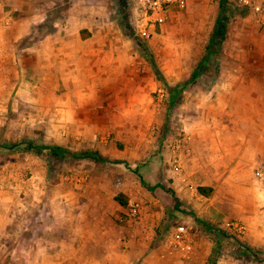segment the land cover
<instances>
[{"label": "rangeland", "instance_id": "1", "mask_svg": "<svg viewBox=\"0 0 264 264\" xmlns=\"http://www.w3.org/2000/svg\"><path fill=\"white\" fill-rule=\"evenodd\" d=\"M73 1L42 0L36 9L45 19L20 43H50L49 34L63 26L72 11L75 15L88 9L94 15L106 13L110 22L116 18L115 32L103 36L108 38V46L100 53L99 69L90 75L100 78L98 98L83 100L89 118H99V131L76 133L67 146L46 139L45 133L25 141L10 140L0 132V166L7 158L17 171L28 163L31 169L26 176L31 177L34 169L46 174L48 190H57V184H63L55 195L50 191V197L60 202V192L65 190L74 208L79 207L76 211L86 210L96 222L111 220V231L117 232L113 234L114 246L106 248L111 256L90 259L91 264H206L207 252L214 245L217 264H264V253L254 258L238 247L237 241H242L256 252L262 251L248 242L240 227L232 224L234 221L210 214V199L197 192L201 181L189 179L188 163L182 155L190 131L215 119L218 112L212 93L225 91L226 76L256 74L259 67H264V26L258 24L264 19V5L257 0H228V7L243 8L245 15L241 11L233 15L220 51L198 69L220 0H185L183 8L167 7L149 36L139 35L135 27L136 19L142 17L141 0H90L82 5ZM31 12H23L16 3H0V26L9 28ZM123 25L132 36L125 35ZM103 37L86 41L69 35L65 39L80 46L101 43ZM85 66L88 68V64ZM154 67L160 70L164 83L158 80ZM197 70L198 79L187 86L180 103L168 110V86L189 81ZM30 141L77 153L96 152L105 162L71 155L52 157L47 151L28 149L24 143ZM119 193L127 197V206L109 218L103 213L113 210L114 196ZM134 202L139 204L137 214L131 211ZM81 212L78 219H82ZM44 218L49 221L47 215ZM70 230L76 238L82 235L80 228ZM87 230L93 237V230ZM48 233L44 225L41 234ZM130 239L135 240L133 244ZM74 264L83 262L77 260Z\"/></svg>", "mask_w": 264, "mask_h": 264}, {"label": "crops", "instance_id": "2", "mask_svg": "<svg viewBox=\"0 0 264 264\" xmlns=\"http://www.w3.org/2000/svg\"><path fill=\"white\" fill-rule=\"evenodd\" d=\"M41 2L0 0L16 3L25 13L32 10L9 28L0 26V132L10 140L45 133L46 139L67 146L76 133L86 135L101 126L99 118H89L83 100L98 98L100 78L90 75L99 69L100 53L105 52L108 38L103 36L115 32L117 21L110 18V22L106 13L94 15L89 9L80 14L76 11V15L72 11L63 26L49 34L50 43L22 45V38L45 19L37 14L36 5ZM89 2L73 1L75 5ZM257 2L264 5V0ZM258 24L264 26V19ZM69 35L104 40L78 46L67 42ZM226 84L224 92L212 93L218 112L213 122L189 133L188 146L182 152L188 163L186 173L189 179L201 181L198 187L213 189L209 197L201 195L210 199V214L234 221L248 242L264 251V181L256 176L257 170H264V67L256 74L226 76ZM29 168L26 163L17 171L8 158L0 166V264H74L77 260L91 264L90 259H109L106 248L114 246L113 234L117 233L111 231V220L96 222L86 210L76 211L79 207L74 208L65 190L60 192V202L50 197L48 193L55 195L63 184L48 190L46 174L34 169L27 177ZM114 202L113 210L103 213L109 218L123 208ZM80 212L82 219L77 218ZM46 215L49 221H45ZM44 225L49 230L46 236L41 234ZM71 228L82 229V235L74 237ZM87 228L93 230V237Z\"/></svg>", "mask_w": 264, "mask_h": 264}, {"label": "trees", "instance_id": "3", "mask_svg": "<svg viewBox=\"0 0 264 264\" xmlns=\"http://www.w3.org/2000/svg\"><path fill=\"white\" fill-rule=\"evenodd\" d=\"M227 4H228V0H220V2H219V13L217 15L216 23H215V26L213 28L212 34L210 35V37L207 41L206 53H205L204 57L200 60L198 66H197L198 69L202 68V66H204V63L206 61H208L209 57L217 55L218 52L220 51L221 43H223L225 38H226L225 33L227 32L228 28L230 27V24H231L230 22L233 19V15L235 13H238L239 11H241L240 13L242 16L245 15L246 10H243V8H238V9L235 8L234 9L233 7L232 8L228 7ZM124 17H123V21L125 20V22H127V17H125V18ZM127 24H126V27H128ZM126 27L123 25L121 27V29L124 30L125 35L132 36L133 34L131 33L130 29H127ZM154 69H155V74H156L158 80L164 83V78H163L160 70L157 67H154ZM199 74L200 73L197 70L191 75V78L189 79V81L181 83V84H177L175 86H168V88H167V92H168L167 108H168V110L173 109L176 105H178L180 103V101L182 99V95L186 91L187 86H189L193 82H195L198 79ZM25 141H27V139ZM24 144L27 145V148L30 150L31 149L32 150L37 149V151L39 153H41L42 151H47L49 153V155L52 157H54L56 155H71L74 158L90 157V158H93L95 160H100V161L105 162V160L102 159L100 157V155L96 152H93V153H77V152L66 150L62 146L35 145L31 141L24 143ZM143 184H145V183H143ZM212 190L213 189L211 187H205V186H200L197 189L198 193L202 196H205V197H209ZM114 200L116 202H118L123 208H126L127 197H125V195H123L122 193H119V194L114 196ZM237 243H238L237 244L238 247L243 249L244 252L246 254L250 255L251 257L257 258L259 253H264V251H257L256 252L253 247L248 246L247 244H245L242 241H237ZM216 251H217V246L215 247V245H214L212 247L211 254L207 260V264H217L218 257H217Z\"/></svg>", "mask_w": 264, "mask_h": 264}, {"label": "built area", "instance_id": "4", "mask_svg": "<svg viewBox=\"0 0 264 264\" xmlns=\"http://www.w3.org/2000/svg\"><path fill=\"white\" fill-rule=\"evenodd\" d=\"M142 3V17L136 19V31L141 36H149L155 30V25L157 21L160 20L161 15L167 11V7L172 5H178L183 8L185 6V0H141ZM180 163V161H179ZM257 178H260L264 181V170L259 169L256 172ZM131 211L133 214L139 212V204L134 202L131 203Z\"/></svg>", "mask_w": 264, "mask_h": 264}]
</instances>
